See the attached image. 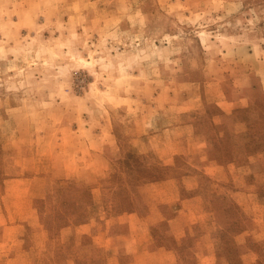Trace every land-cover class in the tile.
Instances as JSON below:
<instances>
[{
    "label": "rangeland",
    "instance_id": "374dc122",
    "mask_svg": "<svg viewBox=\"0 0 264 264\" xmlns=\"http://www.w3.org/2000/svg\"><path fill=\"white\" fill-rule=\"evenodd\" d=\"M0 264H264V0H0Z\"/></svg>",
    "mask_w": 264,
    "mask_h": 264
},
{
    "label": "crops",
    "instance_id": "0c3cea01",
    "mask_svg": "<svg viewBox=\"0 0 264 264\" xmlns=\"http://www.w3.org/2000/svg\"><path fill=\"white\" fill-rule=\"evenodd\" d=\"M185 127H188V125L187 124H185ZM167 129H169V128H167ZM177 151H175L174 153H176ZM173 153V152H172ZM166 181H168V179L167 180H163V182H166ZM175 221V220H177V217H175V216H173V217H171V218H169L168 219V221L169 222H172V221ZM89 223H87V222H83V223H81V224H79V227H82V226H87ZM86 231H82V233H85ZM245 255L246 254H244V258H245ZM244 261V260H243ZM244 263V262H243Z\"/></svg>",
    "mask_w": 264,
    "mask_h": 264
}]
</instances>
